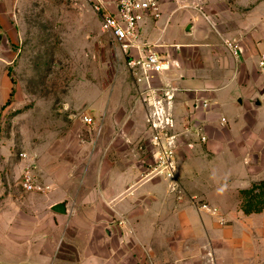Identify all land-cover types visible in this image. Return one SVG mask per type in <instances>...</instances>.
<instances>
[{
	"label": "crops",
	"instance_id": "0c3cea01",
	"mask_svg": "<svg viewBox=\"0 0 264 264\" xmlns=\"http://www.w3.org/2000/svg\"><path fill=\"white\" fill-rule=\"evenodd\" d=\"M159 9L158 18L148 16L138 27L140 40L172 62L151 83L173 88L176 119H196L206 137L192 148L183 141L177 150L182 198L166 181L141 180V160H121L124 139L145 122L120 113L119 130L109 119L107 140L89 151L97 182L60 185L48 178L43 192L21 191L22 199L13 191L10 199L2 183L0 264H264V209H234L233 194L264 178V74L257 66L264 53V0H161ZM224 39L239 45V55L228 52ZM195 99L208 107L192 113ZM221 154L244 165L234 190L215 188L200 164ZM113 158L122 164L107 160ZM94 159L109 166L98 167ZM193 197L216 206L225 223L198 209ZM60 202L64 212L53 209Z\"/></svg>",
	"mask_w": 264,
	"mask_h": 264
},
{
	"label": "rangeland",
	"instance_id": "374dc122",
	"mask_svg": "<svg viewBox=\"0 0 264 264\" xmlns=\"http://www.w3.org/2000/svg\"><path fill=\"white\" fill-rule=\"evenodd\" d=\"M127 72L124 53L101 29L99 18L86 1L0 0V196L4 194L2 183H6L10 199L12 191L16 199L24 198L20 175L27 164L41 187L36 190L39 192L47 187L43 181L48 178H56L60 185L97 182L99 176L89 171L88 154L107 140L108 136H103L105 124L110 119L118 131L115 121L120 113H128L134 123L144 120L145 111ZM107 105L109 116L104 111ZM84 115L92 117L94 123H84ZM147 136L145 126L129 141L124 139V163L141 160L136 145ZM107 160L116 166L121 163L115 158ZM92 163L109 166L101 159ZM200 164L210 172L215 188L221 184L234 190L245 172L240 160L222 154ZM140 179L168 182L161 177ZM253 184H264V178L233 193L237 202L234 209H241L244 201L241 190ZM192 199L217 208L204 199Z\"/></svg>",
	"mask_w": 264,
	"mask_h": 264
},
{
	"label": "built area",
	"instance_id": "2783aa9c",
	"mask_svg": "<svg viewBox=\"0 0 264 264\" xmlns=\"http://www.w3.org/2000/svg\"><path fill=\"white\" fill-rule=\"evenodd\" d=\"M100 20L101 29L127 54L125 65L135 90V96L143 107L144 121L148 136L145 141L136 145L137 152L142 161V179L161 177L168 181L169 190L178 192L181 198V189L175 179L176 153L184 141L188 148L196 142H204L206 137L202 134V127H191L196 119L185 118L178 121L174 115V89L167 86L152 85L151 79L167 70L172 62L159 54L152 44L142 42L138 27L146 17L158 18L160 15L161 0H84ZM224 47L233 56L240 53V47L235 41L224 39ZM131 49L136 50L131 55ZM257 66L264 74V53H261ZM208 107L206 101L195 99L191 104L194 113ZM84 123H94L92 117L84 115ZM225 119L221 118V122ZM191 133L195 134L194 137ZM141 153V154H140ZM22 157L26 154L22 153ZM21 188L25 192L40 189L30 164H27L20 176ZM198 209H203L213 216H220L215 207L195 203ZM219 221L222 222L221 216Z\"/></svg>",
	"mask_w": 264,
	"mask_h": 264
},
{
	"label": "trees",
	"instance_id": "16d2710c",
	"mask_svg": "<svg viewBox=\"0 0 264 264\" xmlns=\"http://www.w3.org/2000/svg\"><path fill=\"white\" fill-rule=\"evenodd\" d=\"M259 186L253 184L250 189L241 190L244 201L241 202L240 208L244 213H257L264 209V184ZM256 189H258L257 193L254 192Z\"/></svg>",
	"mask_w": 264,
	"mask_h": 264
},
{
	"label": "water",
	"instance_id": "95a60500",
	"mask_svg": "<svg viewBox=\"0 0 264 264\" xmlns=\"http://www.w3.org/2000/svg\"><path fill=\"white\" fill-rule=\"evenodd\" d=\"M199 124H200V123H199L198 121H195L193 124H191V127H192V128H195V127H197ZM53 209H54L55 211H58V212H64V203H63V202H60V203H58V204H55V205L53 206Z\"/></svg>",
	"mask_w": 264,
	"mask_h": 264
}]
</instances>
